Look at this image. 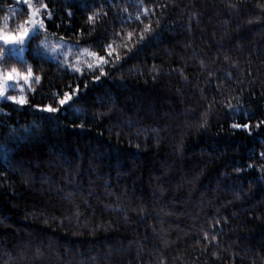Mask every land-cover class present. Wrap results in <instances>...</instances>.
Returning a JSON list of instances; mask_svg holds the SVG:
<instances>
[{"label": "trees", "instance_id": "obj_1", "mask_svg": "<svg viewBox=\"0 0 264 264\" xmlns=\"http://www.w3.org/2000/svg\"><path fill=\"white\" fill-rule=\"evenodd\" d=\"M34 3L45 30L0 57L33 70L0 98V264H264V0ZM29 13L0 0V29Z\"/></svg>", "mask_w": 264, "mask_h": 264}, {"label": "snow or ice", "instance_id": "obj_2", "mask_svg": "<svg viewBox=\"0 0 264 264\" xmlns=\"http://www.w3.org/2000/svg\"><path fill=\"white\" fill-rule=\"evenodd\" d=\"M25 3H27V0H25ZM27 7L29 9H31L29 16H28V20L21 23L19 26V30L16 32H9V31H4L2 29H0V41L3 42L4 45H13V47L11 48H5V47H0V57H6L8 55V53H13V54H17V48L15 47V45H23L25 43V37L29 36V29H32L33 33L38 32L39 29H43L45 28V21L43 18H41L40 20H37L35 17L37 16V14L40 11V8H44L46 9L48 7L47 4H40L39 8L33 7V5L31 3L27 4ZM145 11H148V9H145ZM52 13L51 12H47V16L51 17ZM94 14H90L89 15V19L93 18ZM129 36L132 35V33L128 34ZM41 43H44L43 41H41ZM45 48H47V44L44 45ZM57 47H59V45H57ZM105 48L109 49V56H111V45H105ZM19 54H22L24 51V48L21 47L19 50ZM37 51H39V49H37ZM51 51H55V49H51ZM96 55V54H94ZM118 58V56H117ZM97 63L99 64L98 67V71L102 74V75H106V73L104 72V64L109 63V61L104 57V56H98V60ZM73 68V71H77V69H75V66H71ZM89 69H92L94 67H96V65L94 64H90ZM33 76V70L32 67H28L26 71H20L17 67L12 66L11 68H8L6 71L3 69H0V98H6L9 101H13V102H18L20 105H24L26 103V98L24 96H14V95H7L6 96V90H7V86H8V82H12V81H17L19 80L21 77H23L24 80H29L31 77ZM35 79L38 81L40 79L39 76H36ZM92 80L93 81H99L100 80V76L95 75V72H93L92 74ZM87 81L84 82V89H81V86L79 84H76V87L74 90L72 91H65L62 95V97L59 99V104L60 105H64L67 107L66 102H72L75 103V100L72 99L74 94L76 95V100H80L83 97L86 96L87 94ZM32 107L36 108V109H40L41 111H46L48 113H55L58 111L57 108H54L51 104H45V105H41V104H36V105H32ZM35 123V122H33ZM259 126V125H258ZM37 127H39V125H37ZM237 128H244V129H249L250 130V125L249 123H244V124H237L236 125ZM262 156H264V153H261Z\"/></svg>", "mask_w": 264, "mask_h": 264}, {"label": "rangeland", "instance_id": "obj_3", "mask_svg": "<svg viewBox=\"0 0 264 264\" xmlns=\"http://www.w3.org/2000/svg\"><path fill=\"white\" fill-rule=\"evenodd\" d=\"M18 2V4L20 5H24L27 7L28 3H31L33 5V7L35 6L34 0H27V3H25V0H16ZM39 8V7H36ZM31 11V9H29ZM37 20H40L41 18L44 19V14L42 12V9L40 8L39 13L37 14V16L35 17ZM46 24V21H45ZM45 30V28L43 29H39L38 32L33 33L32 29H29V36L25 37V43L23 45H15V47L17 48V54H13L14 56L20 58V59H24L25 55H26V51L28 49V44L30 42V40L37 36L38 34H40L41 32H43ZM41 41H43L44 43H41ZM45 44H47V48H45ZM0 45L5 46L6 48H11L13 47V45L9 44V45H4L2 41H0ZM38 45L41 47L42 52L44 54H46L49 58L54 59L56 61H61L64 63H67L71 58L74 59L75 63L72 66H75V69L77 70H82L83 68H87L90 64H94V65H98L97 60L95 58H93V61H91V57L93 56L87 49H81V47L79 45H75L66 41H62V40H55L53 38H51L49 35H44L40 40ZM57 45H59V47H57ZM23 47L24 51L22 54H19V49ZM51 49H55V51H51ZM89 52V54H88ZM71 70H73V68L71 67ZM16 81H12V83H14ZM11 85V82H8V86L7 88H9V86Z\"/></svg>", "mask_w": 264, "mask_h": 264}]
</instances>
